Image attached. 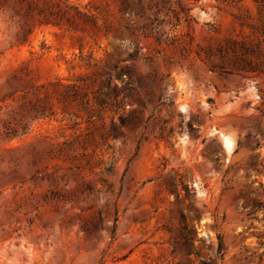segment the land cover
Returning a JSON list of instances; mask_svg holds the SVG:
<instances>
[{
    "label": "rangeland",
    "instance_id": "rangeland-1",
    "mask_svg": "<svg viewBox=\"0 0 264 264\" xmlns=\"http://www.w3.org/2000/svg\"><path fill=\"white\" fill-rule=\"evenodd\" d=\"M0 264H264V0H0Z\"/></svg>",
    "mask_w": 264,
    "mask_h": 264
},
{
    "label": "trees",
    "instance_id": "trees-1",
    "mask_svg": "<svg viewBox=\"0 0 264 264\" xmlns=\"http://www.w3.org/2000/svg\"><path fill=\"white\" fill-rule=\"evenodd\" d=\"M126 9V8H125ZM109 94H107V96H108ZM219 253L220 252H222V250H223V243L222 242H220V244H219Z\"/></svg>",
    "mask_w": 264,
    "mask_h": 264
},
{
    "label": "bare ground",
    "instance_id": "bare-ground-1",
    "mask_svg": "<svg viewBox=\"0 0 264 264\" xmlns=\"http://www.w3.org/2000/svg\"><path fill=\"white\" fill-rule=\"evenodd\" d=\"M230 142V141H229Z\"/></svg>",
    "mask_w": 264,
    "mask_h": 264
}]
</instances>
